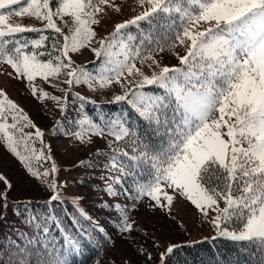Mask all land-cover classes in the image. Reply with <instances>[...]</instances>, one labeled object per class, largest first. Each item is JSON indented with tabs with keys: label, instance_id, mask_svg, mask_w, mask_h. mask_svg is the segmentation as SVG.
Wrapping results in <instances>:
<instances>
[{
	"label": "snow or ice",
	"instance_id": "1",
	"mask_svg": "<svg viewBox=\"0 0 264 264\" xmlns=\"http://www.w3.org/2000/svg\"><path fill=\"white\" fill-rule=\"evenodd\" d=\"M137 6L142 9L139 14L115 23L111 33L97 38L94 26L109 12L122 11L116 0H0V65H8L13 70L8 76L25 81L40 102L52 101L65 120L69 96L81 102L80 118L74 121L79 130L66 131V136L80 144H91L93 137L113 138L107 141L111 149L107 167L118 175L102 177L106 194H123L133 201L147 197L154 202L148 207L169 210L176 197L185 198L205 218L215 213L210 222L218 236L254 246L261 256L258 264H264V0H135L133 11ZM13 16L34 18L42 27L13 23ZM132 27L136 34L129 31ZM26 33L39 35L29 39ZM177 47L186 49L185 54L176 52ZM84 48L94 53L98 67L88 69L73 60L72 54ZM165 49L181 67L160 66L154 53ZM137 63L159 71L148 75ZM37 78L62 95L45 91L36 84ZM81 84L90 91L119 85L122 94L110 102L129 105L148 126L154 142L146 143L135 125L129 127L126 111L96 119L84 112V103L95 101L72 91ZM61 127L57 120L53 131ZM26 128L34 132H25ZM44 136L0 89V142L30 177L51 191L47 200L51 205L62 202L64 185L58 187L59 169ZM125 140L131 153L120 145ZM48 162L50 167L45 166ZM80 165L89 166L84 161ZM127 177H132L130 188L123 187ZM0 184L3 221L12 184L2 173ZM82 199L72 198V213L65 209L71 227L54 215L39 217L43 226L36 215L24 218L26 226L42 234L37 243L48 257H36L28 264H75V256L83 253L84 241L90 239L77 215L96 224L93 231H105L80 206ZM98 206L120 214L121 232L134 230L136 222L120 203ZM49 223L59 238L51 234ZM18 235L27 238L19 230ZM33 243L28 239L29 245ZM172 251L169 246L160 254L161 264ZM7 264H19L10 250Z\"/></svg>",
	"mask_w": 264,
	"mask_h": 264
},
{
	"label": "rangeland",
	"instance_id": "2",
	"mask_svg": "<svg viewBox=\"0 0 264 264\" xmlns=\"http://www.w3.org/2000/svg\"><path fill=\"white\" fill-rule=\"evenodd\" d=\"M116 3L122 4L121 13L109 12V15L103 18L99 26H94L97 31V38L111 33L115 23L131 19L142 11L138 6L133 11L135 0H127L126 3H122V0H116ZM65 19L69 21V26H71L70 18L65 17ZM11 22L36 27L42 25L40 21L30 17L17 18L13 16ZM65 31L67 32V28ZM92 47H99V45L93 43ZM175 51L184 55L186 49L177 47ZM154 55L161 67H181L176 56L167 49L159 54L154 53ZM72 58L80 66L98 61L89 48L82 49L80 53L72 54ZM148 63L151 64V61ZM137 67H141L148 75H151L153 71H159V68L155 66L149 68L147 65L142 66L139 63H137ZM12 71L8 65H0V89L4 90L10 99L23 108L33 123L44 131V140L47 141V145H50L51 153L59 169L55 179L58 187L61 184L64 185L60 189L63 198L83 197L81 201L84 205L80 202L82 207L90 213L94 221L107 226L115 237L116 244L107 256H104L103 260L96 264H161L160 254L165 253L169 246H175L178 242H195L218 236L217 230L210 222L211 216H214L215 213H211L209 218H205L185 198L176 197L169 210L148 207V204L154 202H150L147 197L133 201L126 199L123 194L117 197L106 194L103 191L106 181L102 177L118 174L110 173L109 169H106L104 174L87 172L85 167L80 165V161H85L93 152L103 146L106 138L93 137L91 144H80L73 136L56 134L55 132L59 131V129L53 131L56 121L61 120L64 123L65 118L61 116L52 101L40 102L33 97L26 87L25 81L10 78L8 73ZM61 79H66V77L62 76ZM36 84L45 91L62 95L59 91L50 88L40 78H37ZM62 87L67 86L62 85ZM72 91L97 101L112 100L114 95L122 94L120 86L116 84H113L111 88L97 91H90L87 86L81 84L74 87ZM72 102L74 99L69 96V106ZM0 173L5 175L12 184V189L8 192V201L10 202L45 199L52 194L39 180L30 177L23 165L7 151L2 142H0ZM52 178V176L49 177V179ZM131 181L132 177H127L123 187L130 188L132 186ZM3 187V184H0V191L3 190ZM116 190L121 191L119 186L116 187ZM169 191L171 193V190ZM101 202L120 203L124 206L129 211L131 219L136 222L134 230L130 234L121 232L120 214L114 209H102L98 206ZM3 204L4 201L0 200V214H2L1 207ZM133 204H135V208L132 207ZM220 206L224 207V204L221 203ZM138 249L142 251H137ZM149 255L151 256L150 260L147 259Z\"/></svg>",
	"mask_w": 264,
	"mask_h": 264
},
{
	"label": "trees",
	"instance_id": "3",
	"mask_svg": "<svg viewBox=\"0 0 264 264\" xmlns=\"http://www.w3.org/2000/svg\"><path fill=\"white\" fill-rule=\"evenodd\" d=\"M140 26L142 28H147V25L143 22H141ZM38 27H42V25ZM129 31L134 34L137 33L135 27L130 28ZM24 35L29 39H33L38 38L39 34L26 33ZM98 65L99 61H92L82 66L92 69L98 67ZM149 89L152 91H161L155 86H149ZM89 99L95 101V104L85 102L84 112L94 119L102 114L107 115L126 111L130 121L129 127L135 125L139 135L142 139H145L146 143L154 142L152 133L148 131V126L143 120L138 118L136 113L125 102L111 103L110 101L112 100L97 101L92 98ZM80 103V101L75 100L71 103L66 114L67 120L63 123V127L59 128L58 132H55L56 134L61 135L66 131L75 132L79 130L74 121L80 118V113L77 111ZM29 131L34 132V129H25V132ZM112 139V137H107L105 139L103 146L99 149L101 154H97V151H95L84 161L89 165L85 167L87 172L104 174L106 169H108L107 165L110 160L111 149L108 148L107 141ZM45 143L47 144V141ZM120 145L124 150L131 153L132 149L129 141H121ZM36 146L37 148L40 147L39 142H37ZM124 159L126 160V158ZM50 164L51 162H48L45 166L50 167ZM47 200L48 198L39 200L29 199L21 202L16 201L15 207L12 206L14 201H8L9 207L7 213L4 220L0 221V264H7L9 250L11 251V255L19 261V264H28V261H33L36 257H39L40 260L48 258L44 250L37 243L42 234L39 233L38 230L26 226L22 222L25 217L36 215L38 222L43 226V221L39 220V217L54 215L57 219L62 220L68 227H71V221L68 219L67 215H65V209H67L69 213L73 212V206L70 203L72 198H63L62 202H53L51 205L47 203ZM80 202L84 205L82 201ZM80 206L82 207L81 204ZM1 208V213L4 214L5 209L3 206ZM84 210L90 216V213L85 208ZM77 218L82 227L89 233L90 239L84 241L86 247H84L82 254H77L75 256V264H96L102 261L104 256H107L108 252L116 244L115 237L113 233L108 230L107 226L98 223V226L102 227L105 231L103 233L93 231V228L97 226L96 224H93L91 221H85L78 215ZM92 221L94 220L92 219ZM48 227L50 228L51 234L59 238V232L55 228V225L49 223ZM229 227H236V225H229ZM18 230L25 233L27 238L18 235ZM111 230L113 231V229ZM28 239L33 240V245L28 244ZM259 259H261V256L257 252V249L247 242L238 243L224 237L215 236V239L210 237L195 242H178L177 245L173 246L172 253L165 256L163 264H258Z\"/></svg>",
	"mask_w": 264,
	"mask_h": 264
}]
</instances>
